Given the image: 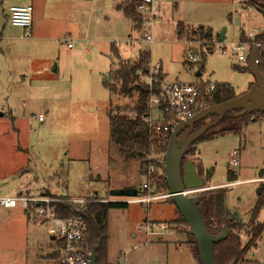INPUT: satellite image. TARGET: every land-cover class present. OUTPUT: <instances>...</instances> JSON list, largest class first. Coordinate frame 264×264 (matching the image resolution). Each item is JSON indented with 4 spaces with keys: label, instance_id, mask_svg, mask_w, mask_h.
<instances>
[{
    "label": "rangeland",
    "instance_id": "obj_1",
    "mask_svg": "<svg viewBox=\"0 0 264 264\" xmlns=\"http://www.w3.org/2000/svg\"><path fill=\"white\" fill-rule=\"evenodd\" d=\"M30 2L35 36L39 35L35 39L23 38L22 30L5 19L9 7L21 4L20 0H0V33L6 26L5 39L0 40V190L38 186L35 196L49 191L55 197L91 203L115 197L110 194L115 187L136 188L137 197H142L143 185L153 182L150 176L163 174L166 151L127 159L110 139L107 111L119 102L105 86L110 80L113 44L124 59H135L144 50L151 53L150 76L144 78L148 83L162 69L164 83H229L240 95L255 80L250 70L235 68L248 64L239 60L234 49L242 32L249 38L264 27L261 12L246 6L245 0H163L153 9L150 29L144 23L135 28L138 21L134 25L117 9L116 0ZM179 23L184 24V36L178 33ZM200 25L212 31V39L196 36L189 43L188 33ZM225 29L226 39L219 42ZM145 30L153 42L143 39ZM209 45L213 50L202 69L199 50ZM34 114H44L45 121L33 120ZM152 114L155 120L162 119L156 109ZM210 132L213 137L198 141L197 154L188 153L185 160L196 162L208 190H227L225 210L241 224L234 231L245 247L256 225L264 224V206L256 223L251 220L257 190L264 189V183L249 181L264 177V113L218 125ZM235 150L239 155H233ZM237 158L239 165L233 166ZM151 166L157 169L152 172ZM229 171L240 183L224 186L230 183ZM169 199L109 211L108 264L121 259V264H202L189 225ZM21 207L15 211L23 218ZM25 221L12 218L0 227V264H55L53 257L46 258L55 251L51 241L55 231ZM149 222L166 223L167 229L163 234H148L145 224ZM246 260L264 264V231Z\"/></svg>",
    "mask_w": 264,
    "mask_h": 264
},
{
    "label": "trees",
    "instance_id": "obj_2",
    "mask_svg": "<svg viewBox=\"0 0 264 264\" xmlns=\"http://www.w3.org/2000/svg\"><path fill=\"white\" fill-rule=\"evenodd\" d=\"M140 0H121L118 3L116 0V8L123 11V13L131 18L135 24L138 21L135 28L140 23H144V17L141 15L137 6ZM245 4L248 7L257 9L264 18V0H245ZM179 35H185L184 26L179 23ZM188 33V32H186ZM187 35V34H186ZM196 36H200L201 39L210 41L213 37L210 29H205L203 25H200L197 30L189 32L187 39L195 40ZM240 41L249 43L252 45V50L258 45H261L260 54L261 62L260 69L264 74V27L263 31L255 35L254 39L247 38L242 32ZM213 47L209 45L206 49L202 48L199 53L201 68L207 61V57L212 52ZM111 56L113 59L111 70L109 72V82H105V86L109 89L110 93L118 96V105L111 104L108 108V117L110 120L111 130L110 139L119 147L120 152L130 158H145L151 152H165L170 133L158 132L150 126L149 116L150 107L149 101L152 95H158L161 92L166 74L160 69L156 73L151 75L152 82L148 83L144 80L145 77L150 76V64L151 53L148 50L140 51L135 59H124L120 54L119 48L113 44L111 49ZM245 67L235 66L239 71L249 70V60ZM255 83L250 85V89L255 87ZM236 96L235 88L229 83H216V89L213 92L212 100L215 103H221L226 100L232 99ZM121 99L129 100L126 104H121ZM262 112H255L247 114L241 117H235L233 114H227L224 116L219 125H227L236 121L247 119L249 116H257L263 114ZM203 122H199L194 126V130L199 129L204 125ZM212 130V129H211ZM211 130L204 133L188 150L187 154H197V147L195 144L200 140L211 139L213 133ZM164 174V173H163ZM151 175V188L146 189V193L153 195H160L166 193L167 181L164 175ZM229 182L236 181L235 174L228 172ZM139 191V190H138ZM227 190L225 188H216L206 190L200 193L199 200L203 205V214L206 220V225L211 233L218 234L223 226L228 227L229 235L225 240L214 244V253L217 264H231L236 263H250L246 260V255L257 245V241L260 239L263 231L264 224H257L252 239L248 245L242 247L239 235L234 231L241 225L235 221V217L229 215L225 210V197ZM257 203L254 207L251 220L252 223H256L261 208L264 206V189L260 187L257 190ZM171 203L175 204L170 198ZM127 203L116 202H91L87 203L85 209L80 211L83 213L87 226H88V241L92 247L99 244L97 264H108V239H109V227H108V214L112 208L126 207ZM57 209L63 216H71L78 212V208L72 204L58 203ZM181 214V213H180ZM182 215V214H181ZM182 221L188 224L182 215ZM195 239V238H194ZM196 243V240H195ZM65 245L63 239L58 240L59 251ZM58 252L56 255H59Z\"/></svg>",
    "mask_w": 264,
    "mask_h": 264
},
{
    "label": "built area",
    "instance_id": "obj_3",
    "mask_svg": "<svg viewBox=\"0 0 264 264\" xmlns=\"http://www.w3.org/2000/svg\"><path fill=\"white\" fill-rule=\"evenodd\" d=\"M163 0H140L137 10L144 17V24L150 29L153 25L152 18L155 17L153 9L156 3ZM33 5L31 4H17L9 7V21L22 30L23 38H30L33 28ZM150 14V16H148ZM148 29V30H149ZM250 39H254V34L248 35ZM143 39L153 42V36L150 31L143 33ZM187 39V37H186ZM189 43L192 40L187 39ZM72 45L69 44V47ZM261 48V45H258ZM235 52L238 54L239 60L247 61L250 54H252V45L249 43L239 42L235 46ZM245 53V54H244ZM191 59L196 60L194 55L191 54ZM261 62V54L259 63ZM160 69V66L156 67ZM216 89V83L208 81L197 82H168L164 83L161 92L158 95H152L149 101L150 116L148 118L150 126L158 132L170 133L173 127L177 123L174 116L177 119L186 120L198 112L204 110L210 105L213 92ZM156 109L161 114L162 119L155 120L153 118V110ZM0 113H3V108L0 105ZM33 120L39 122L45 121L44 114L33 115ZM233 155H239V151L235 150ZM233 166L239 165V159L237 158L232 162ZM164 165V164H163ZM161 165V170L162 166ZM157 168L151 166V171H155ZM160 169V166H159ZM150 171V172H151ZM151 179V176H150ZM145 183L141 189L143 192L142 197H112L111 199L99 200L100 202H116V203H145L150 202L157 198H168L167 193L164 195H153L146 193L145 190H150L151 182ZM250 182L264 183V177L249 180ZM240 181L230 182L224 186L237 185ZM218 187V186H217ZM205 191V188H199L189 190L186 194L193 195L198 192ZM139 193V192H138ZM138 195V194H137ZM72 204L77 207L78 212L71 216H63L57 209V204ZM85 199L67 198L62 199L50 194H42L39 196L28 194L27 192H20L15 196H0V211H10L22 206L26 211V215L37 227L49 226L55 231L54 236L57 239H63L65 245L60 249V253L56 260V264H90V256L92 254L93 247L88 241V226L83 211L86 206ZM145 229L148 234H163V230L167 229L166 223H154L149 222L145 224ZM160 229V231L156 230ZM157 231V232H156Z\"/></svg>",
    "mask_w": 264,
    "mask_h": 264
},
{
    "label": "water",
    "instance_id": "obj_4",
    "mask_svg": "<svg viewBox=\"0 0 264 264\" xmlns=\"http://www.w3.org/2000/svg\"><path fill=\"white\" fill-rule=\"evenodd\" d=\"M226 39V29L219 35V42ZM260 46L255 47L249 60V70L255 78V87L248 91L236 95L234 98L221 103L210 102L204 110L198 112L193 117L177 121L170 134L165 164L162 171L167 181V197L171 198L179 212L183 215L189 225L188 232L196 240L197 249L202 260V264H217L214 244L228 238L229 231L225 225L218 234L210 232L206 225L203 214V205L200 203L198 195H187L189 190L205 188V180L200 174L194 160L185 161V156L189 148L207 131L213 130L222 121L225 115L233 114L241 117L247 114L264 111V74L260 69ZM107 80V78H106ZM3 115V113H0ZM208 121L202 127L194 130V126L203 121ZM110 194L115 197L137 196L136 188H114ZM99 244L92 249L90 264H97ZM121 259L116 264H121ZM231 264H250L236 263Z\"/></svg>",
    "mask_w": 264,
    "mask_h": 264
},
{
    "label": "crops",
    "instance_id": "obj_5",
    "mask_svg": "<svg viewBox=\"0 0 264 264\" xmlns=\"http://www.w3.org/2000/svg\"><path fill=\"white\" fill-rule=\"evenodd\" d=\"M20 2H21V4H31V5H33V3H31L30 2V0H20ZM5 14V13H4ZM5 16V19H6V21L7 22H9L10 23V21H9V10H8V12L4 15ZM11 24V23H10ZM12 25V24H11ZM134 25H135V22H134ZM184 25V24H183ZM13 26V25H12ZM6 26H4L3 27V32H4V28H5ZM14 27V26H13ZM0 33V40H4L5 39V36H4V33ZM178 33H179V29H178ZM243 33H244V31H243ZM245 34V33H244ZM34 35V36H33ZM31 37H34V39H35V37L36 38H39V35L38 34H36V36H35V28H34V16H33V28H32V35H31ZM165 73V72H164ZM202 73V72H201ZM201 73H199V75H201ZM252 83H255L256 84V81L254 80L253 82H251L250 83V85L252 84ZM249 89H250V86H249ZM211 186H217V185H211ZM24 186H18L17 188H12V189H9V190H0V196H15V195H17L18 193H20V192H29L31 195H34V193L35 192H37L38 190H37V187L38 186H35L34 188H33V190H32V188H23ZM115 188H117V187H115ZM44 192V194H50V193H48L49 191H43ZM22 208V207H21ZM24 209V208H23ZM22 211V210H21ZM25 212V211H24ZM23 211H22V214H24L23 215V218H22V216L20 215V212H17V210L15 211V209H14V211H0V227H2L3 226V224H4V222L5 221H11V219L12 218H14L16 221H18V223H20V221H24V220H26L25 221V223H29V221H28V216L26 215V213H24ZM37 227V226H36ZM38 228H40V227H38ZM58 240L59 239H57L54 235H51V241L53 242V244H54V247H55V251H54V253H53V255H50V254H47L46 255V258L47 259H49V258H51V257H53L54 259H55V264H56V260H57V258H58V255H56L58 252H59V246H58ZM26 256H27V254H26ZM40 256V255H39ZM28 257V256H27ZM41 257V256H40ZM109 258V257H108Z\"/></svg>",
    "mask_w": 264,
    "mask_h": 264
},
{
    "label": "flooded vegetation",
    "instance_id": "obj_6",
    "mask_svg": "<svg viewBox=\"0 0 264 264\" xmlns=\"http://www.w3.org/2000/svg\"><path fill=\"white\" fill-rule=\"evenodd\" d=\"M187 155V154H186ZM185 160V159H184ZM186 161V160H185Z\"/></svg>",
    "mask_w": 264,
    "mask_h": 264
}]
</instances>
